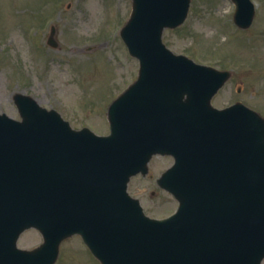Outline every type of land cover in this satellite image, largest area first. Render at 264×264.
I'll return each mask as SVG.
<instances>
[{
    "label": "water",
    "instance_id": "1",
    "mask_svg": "<svg viewBox=\"0 0 264 264\" xmlns=\"http://www.w3.org/2000/svg\"><path fill=\"white\" fill-rule=\"evenodd\" d=\"M235 1L236 23L249 28L254 5ZM190 4L132 0L121 36L140 71L109 107L110 136L73 130L23 94L14 96L22 121L0 114V264H54L76 233L102 264L262 263L264 118L241 102L214 108L232 72L164 44V30L182 25ZM49 44L58 46L53 38ZM157 153L176 158L160 183L180 208L165 220L147 217L127 193L130 178L145 175ZM95 189L101 211L74 212ZM32 227L43 244L19 249L18 238Z\"/></svg>",
    "mask_w": 264,
    "mask_h": 264
},
{
    "label": "rangeland",
    "instance_id": "2",
    "mask_svg": "<svg viewBox=\"0 0 264 264\" xmlns=\"http://www.w3.org/2000/svg\"><path fill=\"white\" fill-rule=\"evenodd\" d=\"M253 1L254 22L242 30L230 0H192L186 22L166 29L163 41L176 54L233 72L213 100L217 107L242 102L264 117V0ZM131 11L132 0H0V113L20 119L13 95L21 92L60 111L75 129L108 134L107 108L139 68L120 36ZM52 28L56 49L47 44ZM160 162L151 164L155 175L172 160ZM137 188L146 189L140 199L149 215L171 214L174 198L163 193L152 198L156 188L149 177L134 179L130 191ZM73 238L61 245L56 264H100L80 237ZM41 243V234L29 230L18 246Z\"/></svg>",
    "mask_w": 264,
    "mask_h": 264
},
{
    "label": "flooded vegetation",
    "instance_id": "3",
    "mask_svg": "<svg viewBox=\"0 0 264 264\" xmlns=\"http://www.w3.org/2000/svg\"><path fill=\"white\" fill-rule=\"evenodd\" d=\"M170 158V157H169ZM173 159V158H172ZM172 164V163H171ZM170 164V165H171ZM169 165V166H170ZM168 166V167H169ZM161 174V172L158 174V175H154L153 177L150 178V183L154 184L155 188H156V191L152 190L150 192L152 198H156V195L157 193L160 195V193H163V194H169L166 190H164L163 188H161L158 184V178H159V175ZM140 178H146V177H142V176H136L134 177L133 179H140ZM139 192V189L137 188L136 190H133L131 191V193L135 196L137 193Z\"/></svg>",
    "mask_w": 264,
    "mask_h": 264
}]
</instances>
